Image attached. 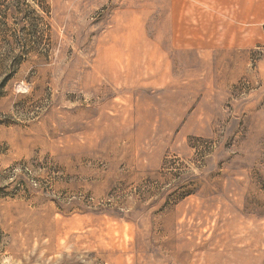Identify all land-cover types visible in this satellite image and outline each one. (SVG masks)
<instances>
[{"label":"rangeland","instance_id":"374dc122","mask_svg":"<svg viewBox=\"0 0 264 264\" xmlns=\"http://www.w3.org/2000/svg\"><path fill=\"white\" fill-rule=\"evenodd\" d=\"M188 1L0 0V264H264V24Z\"/></svg>","mask_w":264,"mask_h":264},{"label":"crops","instance_id":"0c3cea01","mask_svg":"<svg viewBox=\"0 0 264 264\" xmlns=\"http://www.w3.org/2000/svg\"><path fill=\"white\" fill-rule=\"evenodd\" d=\"M190 13L186 18L199 19L200 26H186L187 34L224 38L229 46H245L257 38L258 22L264 24V0H191L187 2V15ZM246 32L249 40L243 38ZM192 42L204 43L194 39Z\"/></svg>","mask_w":264,"mask_h":264}]
</instances>
